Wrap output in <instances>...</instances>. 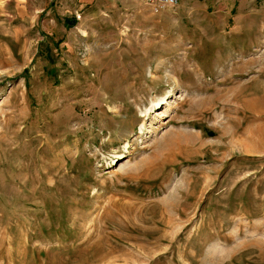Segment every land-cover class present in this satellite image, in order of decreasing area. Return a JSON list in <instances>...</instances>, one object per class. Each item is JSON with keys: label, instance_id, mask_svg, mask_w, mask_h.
<instances>
[{"label": "rangeland", "instance_id": "rangeland-1", "mask_svg": "<svg viewBox=\"0 0 264 264\" xmlns=\"http://www.w3.org/2000/svg\"><path fill=\"white\" fill-rule=\"evenodd\" d=\"M263 98L264 0H0V264H264Z\"/></svg>", "mask_w": 264, "mask_h": 264}, {"label": "built area", "instance_id": "built-area-1", "mask_svg": "<svg viewBox=\"0 0 264 264\" xmlns=\"http://www.w3.org/2000/svg\"><path fill=\"white\" fill-rule=\"evenodd\" d=\"M143 4L150 7L154 12L162 11L168 7L177 5V0H141Z\"/></svg>", "mask_w": 264, "mask_h": 264}, {"label": "bare ground", "instance_id": "bare-ground-1", "mask_svg": "<svg viewBox=\"0 0 264 264\" xmlns=\"http://www.w3.org/2000/svg\"><path fill=\"white\" fill-rule=\"evenodd\" d=\"M235 98V97H234ZM259 108H264V98L260 101Z\"/></svg>", "mask_w": 264, "mask_h": 264}]
</instances>
